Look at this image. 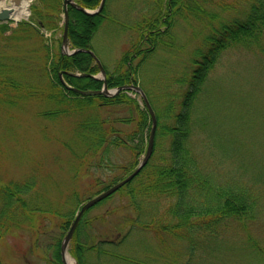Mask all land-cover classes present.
Here are the masks:
<instances>
[{"label": "trees", "instance_id": "obj_1", "mask_svg": "<svg viewBox=\"0 0 264 264\" xmlns=\"http://www.w3.org/2000/svg\"><path fill=\"white\" fill-rule=\"evenodd\" d=\"M74 1L92 9L100 3V0ZM107 1L95 13L67 5L70 48L93 51L92 38L101 24L116 20L108 14ZM205 1L154 0L150 13H140L132 24L136 36L121 51L112 68L100 61L104 79L97 76L100 68L90 53L62 52L61 38L57 40L58 50L51 51L46 43L48 38H44L41 29H61L63 0H33L27 20L0 22V102L36 98L46 103L40 110L43 117H69L72 131L65 146L83 177L91 175L94 180L93 186L97 188L94 195L137 166L146 151L151 116L144 102L141 104L128 94L130 90L108 96L82 94L77 89H100L104 82L107 88L140 84L155 115L153 146L145 165L130 181L92 208L101 206L115 193L125 195L127 202L93 216L87 214L90 207L79 219L69 246L78 264H104L112 260L157 264L158 257L151 255L156 251L144 237L149 231L162 248V264L167 261L173 264L165 245L170 240L184 239L189 256L192 250L207 243H219V233L233 227L235 221L264 214V170H254L246 163L219 170V157L206 152V138L196 131V121L206 115L201 114L198 119L195 116L206 85L216 83L211 81L210 73L224 51L241 48L248 54L264 52V0H246L240 7L234 4L230 19L208 10ZM187 13L196 17L206 15L207 34L196 48L189 68L158 83L159 90L153 93L139 82L140 70L159 46L172 45L170 29L178 17L186 20ZM33 79L36 82H30ZM118 150L127 152L129 158L124 159ZM114 155L124 162L114 160ZM34 188L29 181L0 184V239L26 221L34 228L40 223L34 217L50 210L39 204L38 193L31 194ZM54 213L51 215L55 231L50 234L43 222L45 227H37L36 233L33 232L36 246L29 248L39 250L40 257L49 264H64L61 241L75 211L72 216ZM114 213L122 215L107 218ZM95 220L101 224L100 231L94 230ZM248 241L255 244L250 236ZM256 255L264 261L262 248L257 247ZM0 264H5L1 256Z\"/></svg>", "mask_w": 264, "mask_h": 264}, {"label": "rangeland", "instance_id": "obj_2", "mask_svg": "<svg viewBox=\"0 0 264 264\" xmlns=\"http://www.w3.org/2000/svg\"><path fill=\"white\" fill-rule=\"evenodd\" d=\"M32 1L28 0L27 2L28 15L15 18L14 21H12V16V20L9 22L16 23L20 20H27L30 16ZM153 1H107L108 14L116 20H114L115 23L105 20L101 24L92 38V49L108 68H112L121 51L136 36V32L131 26L134 21L139 19L140 13H150ZM0 2H2L1 8L5 5L6 0H0ZM205 2L208 10L217 12L220 18L227 19H230L233 14L234 4L237 7L246 4V0H207ZM86 9L93 11L97 8ZM60 17L59 26L61 29L58 28L55 31L41 29L44 38H48L46 43L50 46L51 51L59 49L57 40L58 38L62 39L65 23L64 6ZM207 21L206 15L196 17L187 13L186 20L178 17L170 29L174 37V39L173 37L169 38L172 45L169 47L159 46L151 54L152 56H149L140 70L139 82L149 91L152 89L153 92V90H159L156 88L158 83L165 82L186 71L191 58L195 55L196 48L201 46L202 39L207 34ZM49 38L51 39L49 40ZM59 45L62 52L72 53L62 49L61 42ZM97 76L101 77V73H97ZM210 78L216 83L213 85L211 82L210 85H206L201 103H198L195 109L196 119L203 114L206 115L196 121L197 133L206 138L204 149L207 153H214L215 156L217 154L219 162H221L219 170L225 169L228 165L230 169L232 165L246 163L254 170L263 171L264 52L259 50L254 54H248L241 48L228 49L221 54L214 69L211 70ZM30 82H36V80L33 79ZM128 94L143 104L139 93L135 95L128 92ZM45 106L44 100L27 97H22L14 103L5 100L0 102L1 183L8 181L32 182L33 188H35L31 194L33 191L38 193L39 204L47 206L51 210L46 211V214L34 215L35 221L40 222L38 223L40 226L37 224L33 228L28 221H24L23 225L10 229L4 234L0 239V256L5 264H49L40 257L39 250L34 248L33 251H30L31 247L36 246L34 229L45 227L44 222L48 225L50 230L48 232L51 234V231L56 229L53 227L55 219L51 215L55 214L54 211L58 214L72 216L71 212L75 211L76 213L80 205L88 198L93 197L97 190L93 186L94 180L91 175L83 177L81 170L77 169L79 165H76V160L65 146V142L71 137L70 118L67 116L43 117L40 110ZM121 113H125L124 110H121ZM117 152L124 159L129 158L124 150ZM115 155L112 156L114 160L123 161L119 158L116 159ZM142 157L143 155L141 159ZM126 202L125 195L115 193L101 206L91 207L87 214L93 216L105 208L121 206ZM69 211L70 214L67 213ZM118 215L122 214L114 213L107 218L112 220ZM93 224L94 230L102 229L98 220H95ZM66 232L63 233V238ZM248 236L255 240L254 245L248 241ZM144 237L149 242L148 245H151L156 251L151 255L158 257L157 264H162L164 260L163 255H160L162 248L155 242L150 231L146 232ZM218 238L219 243H207L197 250H192L189 256L186 255L185 240L182 238L172 239L165 244L168 250L167 255L171 257L173 264L185 262L186 264H264V261L257 258L256 255L257 247L262 248L264 255V214H256L254 218L245 221H235L233 227H227L221 231ZM71 242L72 238L67 246V254L71 258V262L74 263L76 259L69 252ZM170 263L171 261H167V264ZM104 264L133 263L112 260L104 262Z\"/></svg>", "mask_w": 264, "mask_h": 264}, {"label": "water", "instance_id": "obj_3", "mask_svg": "<svg viewBox=\"0 0 264 264\" xmlns=\"http://www.w3.org/2000/svg\"><path fill=\"white\" fill-rule=\"evenodd\" d=\"M19 2H20V0H7L6 6L0 9V21H4L9 17L10 12L12 11L11 4L12 3L13 4H19ZM104 2H105V0H101L97 9H95L93 11H89L86 8L76 4L73 0H64L63 6H64V21H65V23H64L63 33H62V40H61L62 49L68 51V38H67L68 13H67L66 5L68 3H70L74 7L78 8L84 12L95 13V12H98L102 9ZM76 50L86 51V52L90 53L100 68V73H101L102 78H104V76H105L104 69L102 68L101 63L99 62V59L96 57V55L93 53V51L90 49H75L73 51H76ZM122 89H131V90H134L135 92L139 93L140 96L142 97V100H143L146 108L149 111L150 116H151V128H150V132H149V136H148V143H147L146 151H145L142 159L137 164V166L128 175H126L124 178H122L118 182L112 184L111 186H109L108 188L103 190L102 192L96 194L93 197L88 198L85 202H83L80 205V207H79L78 211L76 212V215H75L67 233L65 234V236L61 242V257H62V261L64 264H78V263H72V262L67 261L65 255H66V251H67V243L69 242L70 238L72 237V234L75 230L76 224H77L78 220L80 219L81 215L84 213V211L87 208L94 205L96 202L100 201L104 197H106L109 194H111L112 192L116 191L119 187L123 186L128 181H130L140 171V169L145 165V163L147 162V160L151 154V151H152L154 132H155V127H156V119H155L153 109H152L145 93L143 92V90L141 89L140 86H138L137 84H125V85L117 86L114 89H108L105 82H104L101 89H96V90L77 89V91L82 93V94H104V95L110 96V95L116 94L119 90H122Z\"/></svg>", "mask_w": 264, "mask_h": 264}, {"label": "bare ground", "instance_id": "obj_4", "mask_svg": "<svg viewBox=\"0 0 264 264\" xmlns=\"http://www.w3.org/2000/svg\"><path fill=\"white\" fill-rule=\"evenodd\" d=\"M27 2L28 0H23L21 1V3L18 5V4H11L12 6V16L14 18H20L22 16H25L27 14ZM2 2H0L1 4ZM66 256V260L71 262V258L68 256V254L65 255Z\"/></svg>", "mask_w": 264, "mask_h": 264}]
</instances>
